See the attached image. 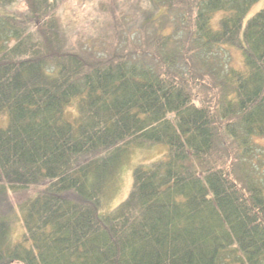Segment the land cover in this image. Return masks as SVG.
<instances>
[{"label":"trees","instance_id":"trees-1","mask_svg":"<svg viewBox=\"0 0 264 264\" xmlns=\"http://www.w3.org/2000/svg\"><path fill=\"white\" fill-rule=\"evenodd\" d=\"M62 1L0 0V264H264V3L149 0L109 47Z\"/></svg>","mask_w":264,"mask_h":264},{"label":"rangeland","instance_id":"rangeland-1","mask_svg":"<svg viewBox=\"0 0 264 264\" xmlns=\"http://www.w3.org/2000/svg\"><path fill=\"white\" fill-rule=\"evenodd\" d=\"M263 3L264 0H258L249 10L247 18L258 11L263 6ZM19 6H22V4H19ZM142 9H148V11L152 9L149 0H63L56 12L62 26L65 28L70 38L73 39L75 36L81 35L85 37L87 41H90L91 38L96 40V45L102 41L110 47L126 43V36H124L126 33L124 31L127 30V25L131 23V15L134 17L136 14L140 13ZM124 15H126V17H123ZM219 15L220 14L215 18L216 23ZM134 31L135 34L133 36L138 35L135 29ZM129 35L133 38L131 34ZM120 38L122 39L121 42ZM138 41L140 40L138 39ZM226 55L233 56L232 60L235 66H240L242 57L237 47L226 52ZM5 125L6 117L1 114L0 127ZM258 144L259 151L256 155L264 156V141L258 140ZM163 151L164 146L162 144L146 143L144 145H134L131 152L128 153L121 163L118 171H116L113 184L108 186L105 191V208L108 209L116 206L127 196L131 189L132 170L136 166L149 163L161 157ZM262 170L264 171V167ZM34 191L35 190L31 188L25 193L18 192L11 194V201L17 203L24 197L30 196ZM12 232L14 235L13 237L16 238L21 232V226L16 223Z\"/></svg>","mask_w":264,"mask_h":264}]
</instances>
